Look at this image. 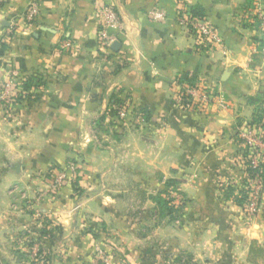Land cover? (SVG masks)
<instances>
[{
  "label": "crops",
  "instance_id": "1",
  "mask_svg": "<svg viewBox=\"0 0 264 264\" xmlns=\"http://www.w3.org/2000/svg\"><path fill=\"white\" fill-rule=\"evenodd\" d=\"M102 3L121 20L113 43L120 46L108 56L99 39ZM32 4L39 15L27 24ZM258 5L264 9V0H0V39L16 24L0 44V93L13 74L33 84L25 100L0 101V226H31V218L7 209L14 191H47L51 168L79 161L81 188L90 196L81 209L71 188L40 206L73 239L72 254L103 246L95 227L111 222L114 191L127 179L151 191L152 211V196L175 182L183 204L178 225L166 224L172 255L192 246L204 263L254 264L256 244L264 261V195L255 218L239 199L245 179L239 132L253 119L255 101L264 102ZM197 8L221 37L217 48L201 46L182 22ZM247 13L251 23L242 19ZM181 77L217 99L202 112L179 108Z\"/></svg>",
  "mask_w": 264,
  "mask_h": 264
},
{
  "label": "rangeland",
  "instance_id": "2",
  "mask_svg": "<svg viewBox=\"0 0 264 264\" xmlns=\"http://www.w3.org/2000/svg\"><path fill=\"white\" fill-rule=\"evenodd\" d=\"M259 6L254 11L256 13H253L254 16L263 22L264 9ZM249 13L242 16L243 21L249 22L248 18L253 16V14L251 15ZM187 15L189 16V14H185L184 16L185 20L188 17ZM252 21L250 19L249 23ZM187 28L188 32L194 34L197 38L198 29L192 27L189 21ZM16 30L18 31L17 28ZM214 31L217 34V31ZM217 36L221 39L219 34ZM2 44H7V42ZM220 44L221 42L217 43V46ZM201 46L203 45L201 44ZM217 46L215 45L214 48H217ZM7 79L10 78L8 77ZM23 81H17V83L11 85V90L6 94H4L6 92V82H4L0 93V101L3 103H14L25 100L28 90L23 88ZM121 112L124 113L121 116L122 118L128 117V110L123 109ZM243 149H246L244 145ZM72 165L70 163L67 164L65 169L70 168ZM74 166L78 171V176H83L81 163L76 161ZM246 176L248 178L247 173H245V178ZM47 180L50 182V179ZM119 185L122 188L114 191V195H116V199L118 200L115 216L107 225L106 223L98 222L95 227L96 231L93 230L97 233V238L103 241V246L99 245L95 249L94 254L89 255H83L84 251L83 253L76 251V254H72L71 244L73 246V239L65 235L64 229L57 223V220H52L51 214L47 212L43 214L40 208L45 201V197L59 196L63 193L62 190L53 191L49 185L47 191L39 192L36 196H31L27 191L17 189L12 194L13 199L9 201L7 209H10L13 213H17L16 215L19 214L16 217L26 216L29 219L31 218L34 223L32 222L31 226L26 225L23 230L13 229L15 223L9 229H3L0 226V264H35L36 262L37 264H209L202 262V259L198 258L196 250L194 249V251L191 248L192 246L188 247L189 250L185 251L186 253L181 254L175 252L174 255L171 254L173 247L171 244H168L167 240L173 232L168 234L166 224L167 221H170V223L178 225L180 218L179 211H181L183 204L181 195H179L174 187L157 191V195H155L166 197L164 192L167 191L170 193V200H172L170 206L173 207V210H166V213H162L158 207L153 209V211L150 210V207H154L151 203L153 201H148L151 191L134 189L132 182H129L127 179L119 182ZM243 185L245 186L246 184ZM87 195L86 190H83L80 194H75L77 197L76 200H78L76 203L77 210L81 209L83 200L85 201L88 197L90 198ZM245 204H247V201ZM1 211L2 209L0 208V214L2 213ZM48 221L53 222L48 229L52 231L54 238H43V241L47 243L43 246L51 254V261L38 262L37 257L41 244L36 242L32 248L28 247L32 241L29 232L34 228L41 229L45 227ZM254 246L255 257L260 260L259 262L254 261V264H264V261H261L263 257L261 246L259 248L256 244Z\"/></svg>",
  "mask_w": 264,
  "mask_h": 264
},
{
  "label": "built area",
  "instance_id": "3",
  "mask_svg": "<svg viewBox=\"0 0 264 264\" xmlns=\"http://www.w3.org/2000/svg\"><path fill=\"white\" fill-rule=\"evenodd\" d=\"M39 15V7L37 4H32L26 15V23H34ZM154 17L157 19H163V14L159 12L153 13ZM185 16V15H184ZM182 16V22L188 25V21L192 27L198 29L197 39L205 47L214 48L217 43L221 42L218 38L214 29L207 23L203 22L199 18H192L189 14L188 17ZM14 27L16 24L11 25L7 35H4L0 39V44L9 41L14 34ZM121 30V20L111 4L102 3L99 7V39L103 52L106 56L110 55L111 47L115 42L116 34ZM6 80V93L11 90V85L17 83L16 74H13ZM179 91L176 95L175 101L179 108L184 110L198 111L202 112L206 107L211 106L214 103V99H217L212 89L197 83L195 86L189 83L181 82L179 83ZM123 116L124 113L122 112ZM239 139L243 142L247 152L250 155V167L254 170V173L247 178L246 185L244 189L249 191L247 204L245 206V211L249 218H255L258 216L261 205L262 196L264 191V179L260 172H258L261 159L264 158V137L259 135L257 131L250 125H245L241 127L239 132ZM241 164L243 168L246 169V159L242 155ZM78 176V171L74 165L68 167V169H63L62 171H53L50 178L49 185L53 191L61 190L67 182L71 181L74 177Z\"/></svg>",
  "mask_w": 264,
  "mask_h": 264
},
{
  "label": "trees",
  "instance_id": "4",
  "mask_svg": "<svg viewBox=\"0 0 264 264\" xmlns=\"http://www.w3.org/2000/svg\"><path fill=\"white\" fill-rule=\"evenodd\" d=\"M191 15V19L192 18H199L200 20H202L203 22H206L205 19V15L204 12L200 9H193L190 12ZM5 51V45H2L1 49H0V55H2ZM180 81L183 82H187L192 86H195L197 84V81L188 77H181L179 79ZM32 80L30 79H26L22 82V86L25 90H30L32 87ZM256 104V108H255V112H254V116L253 119L251 120V122H249L246 125H250L251 127H253L257 133L261 136L264 137V102H262L261 100H257L255 101ZM240 140V139H239ZM240 143L242 144L243 142L240 140ZM243 156L246 159V169H245V173H247L248 177H250L253 173L254 170L250 167V155L247 152V150L245 149L243 151ZM70 164L75 165V162H71ZM65 169V168H64ZM62 171V168L56 167V168H51L46 177L47 179H50L52 176L53 171ZM258 172H260V174L262 175L263 179H264V158L261 159V163L259 165L258 168ZM247 181V176L245 178L244 184H246ZM81 177L80 176H76L74 177L71 181L67 182V184L61 189L63 191V189L65 188H71L72 191L74 192V194L77 193H82L83 190L81 188ZM175 182L171 181L168 184V188H172L174 186ZM166 197H162V196H153L152 199L154 200V202L157 204V207L160 209V211L162 213H166V210H173V207L170 206L172 200H170V193H168L167 191L164 192ZM248 194L249 191L247 189H242L240 191V200L243 201V203L245 204L248 198ZM170 211V213H171ZM53 222H47V224H45V227L39 229V228H34L33 230H31L29 232V235L31 236V243L28 245V247H33V245L38 242L41 244V248L40 251L38 253V257H37V261L38 262H50L51 261V254L48 253L47 249L45 246H43L44 244H47L43 241V238H49L52 239L53 237V233L51 230L48 229V227L52 224ZM45 255V256H44ZM37 264V262L35 263Z\"/></svg>",
  "mask_w": 264,
  "mask_h": 264
},
{
  "label": "water",
  "instance_id": "5",
  "mask_svg": "<svg viewBox=\"0 0 264 264\" xmlns=\"http://www.w3.org/2000/svg\"><path fill=\"white\" fill-rule=\"evenodd\" d=\"M119 46H120L119 43H115V44L112 46V48L116 50Z\"/></svg>",
  "mask_w": 264,
  "mask_h": 264
}]
</instances>
